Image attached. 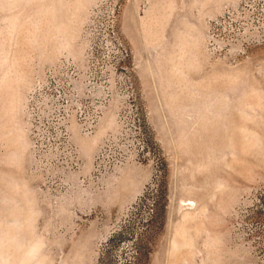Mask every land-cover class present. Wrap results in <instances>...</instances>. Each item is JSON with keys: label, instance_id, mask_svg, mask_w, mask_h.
<instances>
[{"label": "rangeland", "instance_id": "rangeland-1", "mask_svg": "<svg viewBox=\"0 0 264 264\" xmlns=\"http://www.w3.org/2000/svg\"><path fill=\"white\" fill-rule=\"evenodd\" d=\"M0 264H264V0H0Z\"/></svg>", "mask_w": 264, "mask_h": 264}]
</instances>
